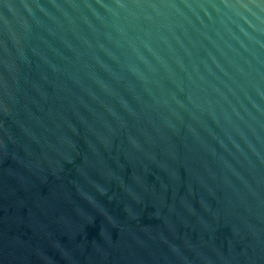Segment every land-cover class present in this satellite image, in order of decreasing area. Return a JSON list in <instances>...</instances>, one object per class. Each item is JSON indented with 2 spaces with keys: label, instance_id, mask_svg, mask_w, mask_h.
Wrapping results in <instances>:
<instances>
[{
  "label": "water",
  "instance_id": "95a60500",
  "mask_svg": "<svg viewBox=\"0 0 264 264\" xmlns=\"http://www.w3.org/2000/svg\"><path fill=\"white\" fill-rule=\"evenodd\" d=\"M0 264H264V0H0Z\"/></svg>",
  "mask_w": 264,
  "mask_h": 264
}]
</instances>
